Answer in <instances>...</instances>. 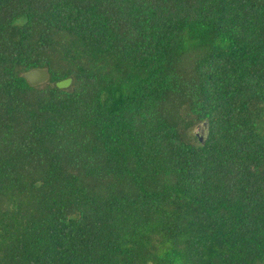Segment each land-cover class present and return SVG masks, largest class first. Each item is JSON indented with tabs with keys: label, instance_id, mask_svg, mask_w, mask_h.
<instances>
[{
	"label": "trees",
	"instance_id": "trees-1",
	"mask_svg": "<svg viewBox=\"0 0 264 264\" xmlns=\"http://www.w3.org/2000/svg\"><path fill=\"white\" fill-rule=\"evenodd\" d=\"M0 264H264V0H0Z\"/></svg>",
	"mask_w": 264,
	"mask_h": 264
},
{
	"label": "water",
	"instance_id": "water-1",
	"mask_svg": "<svg viewBox=\"0 0 264 264\" xmlns=\"http://www.w3.org/2000/svg\"><path fill=\"white\" fill-rule=\"evenodd\" d=\"M24 78L30 86H38L44 84L48 81L49 75L46 70L35 69L24 75ZM69 83V80H66L62 83H59V86H66Z\"/></svg>",
	"mask_w": 264,
	"mask_h": 264
},
{
	"label": "rangeland",
	"instance_id": "rangeland-1",
	"mask_svg": "<svg viewBox=\"0 0 264 264\" xmlns=\"http://www.w3.org/2000/svg\"><path fill=\"white\" fill-rule=\"evenodd\" d=\"M195 133H198L200 138L202 137V130L200 129V127L196 129Z\"/></svg>",
	"mask_w": 264,
	"mask_h": 264
}]
</instances>
